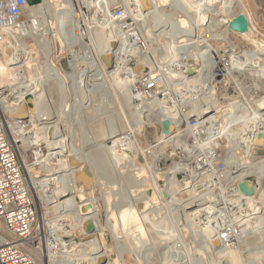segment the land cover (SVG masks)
<instances>
[{"label": "rangeland", "instance_id": "1", "mask_svg": "<svg viewBox=\"0 0 264 264\" xmlns=\"http://www.w3.org/2000/svg\"><path fill=\"white\" fill-rule=\"evenodd\" d=\"M48 1L50 0H44L46 3H48ZM70 1L73 5H75L77 2H83V0ZM87 1L95 2L96 0ZM44 2L41 0L39 5H42ZM197 2V0H170L169 5L167 4L163 6L162 9H160L164 11L162 12V18L165 22V25H143L140 28L137 25L138 29H142L145 33L144 34L142 30L140 31L141 33L139 32L140 36L143 35L142 38L144 37L143 40L146 42L145 48L147 49L141 54V58H147L150 64V69L148 67L145 68L144 71L138 72V77L145 72L151 74H162V79L167 84L163 83L160 86V92L167 94L168 86L180 91L181 89H184V87H190L189 84L183 86H175L174 84L176 82L178 83V79L180 78L179 76H185L184 73L187 72V70L196 71V75L187 77V80L198 79L199 75H201L200 77L203 76L201 79L207 83L209 74L210 78H212L216 77V74L226 70L225 73L227 76L225 75V77L229 78L228 76L231 75L233 79L235 78L236 83L233 84L232 82L228 81L226 83L227 86L221 85L217 87L216 96L222 105H225L231 101V96L233 95L232 90H234L238 96V102L247 101L249 97H255V99L262 98L264 96V75L261 76L260 70L261 68L264 69V59L254 60V58L251 57V54H254V51H257V48L259 47L257 42L264 45V0H201V2H204L201 8V14L203 15V20H205L202 23L200 22L199 25H196V6H194ZM114 3L117 5H114L113 7H124L122 4L123 0H115ZM124 3L127 4L128 1L124 0ZM52 6L55 7V4ZM224 7L227 8L222 10ZM53 9L55 8H49L47 12L42 11L45 15L44 20L46 25L42 36H33L27 39H16L17 37L15 34L12 35V39H10L8 42H10L13 47H15V45L18 46L19 43H22L26 50L31 51V56L37 61L36 63L38 65V69L36 72V80H38L37 83H39V86L43 85L42 87L44 88L45 92V101L46 104L49 105L48 111L52 113V115H55V119L52 120V122H54L48 125L55 126V130L59 131L62 135V138H64L63 141L65 145L68 147L71 146L70 148H72V150L82 149V152L90 153L92 157H90L91 161H94L93 166L96 170L95 173L97 172L96 175L98 177V183L94 184L95 182H93L89 190L84 192V197L86 199L88 198L89 200L87 201L94 205L93 210L95 214H98L97 222L99 229H96V235L93 237L102 242V247L104 248L106 254V259L102 260L101 264H107L108 261L112 264H123V262L124 264H168V261L170 260H175V262H178L179 264H215L218 261L216 253L211 252L210 249H199V243L201 242L199 237L200 234L196 232V229H198L197 226H200L204 217L200 216L197 217V219H193L192 221L185 220L184 213L180 212V209L178 208L179 205H176L178 202L173 200L174 198L172 196H162L161 193L153 191L156 205L151 208H146L143 213H148L149 211L158 208L160 209H158L160 213L155 214L156 216L154 215L155 217L148 221L150 223L147 221L144 222L145 220H142L143 214L139 215L141 216L140 218L142 220H139V223H141L143 230L141 236L139 234L140 232L138 230V226L134 224L127 225L123 230V226L117 219L118 211L123 207L127 208L133 205L135 200H137L138 197L143 193H146L149 197H151L152 191L149 188V178L151 177V174L146 167V160L149 158L144 157L138 152L136 168L139 171H134V169L129 168L128 170L125 169V172H123V170L119 168L120 162L115 163V161L100 148V145H108V141L101 142L100 140L105 133H112L111 135L120 134V137H126V139H128L127 141H130V145H132L130 147L134 148L133 151L137 149L134 146L135 144L137 145L135 142H139V148L145 150L147 146H153L154 141L160 140V131L156 125L149 128H147L145 125H142L143 122H145L143 121V115L137 114L138 111L135 112L136 110H134V107H136V109L141 108L140 101H134L135 99L128 101L125 98L127 97L125 95V89H121V87L119 88L117 85L113 84L111 80L99 75L101 74L99 68L101 59H99L100 62L97 60L96 54L100 53V51L96 50H99V44H101V40L104 37H108L110 35L111 40H113L115 34L113 35L112 30L110 28L107 29L106 35H103V38L101 37L102 39L98 37L100 34L95 35L96 30L91 32L89 43L85 40L82 42L83 44H86L87 48L79 46L75 48L76 57L67 56L65 55L64 51H62V44L64 41L59 35V29L61 28L59 27L60 24L57 22V16L60 12L55 10L54 12L56 13L54 14ZM206 9L208 11H206ZM225 11H227V13ZM93 12L97 14L98 19L102 18L103 14L100 10L93 8L92 13ZM212 13H214L213 15H216L214 21H217L219 17V19L228 22L233 20L236 15L243 14L249 22L248 30L243 33H235V31L227 28V25H212ZM229 13L230 15H228ZM225 17H227V19H225ZM180 19H184L188 24L186 29L188 31L185 33L183 31L180 32L183 29H180L181 27L177 25L178 20ZM183 33L187 34L189 39L195 40L199 38L201 39L200 41L206 42H201L202 44H200L199 47H194V49H191V51L186 50L185 47L182 49L179 47L180 44H175L176 40H174V38L182 35ZM220 33L222 34L220 35ZM244 33L249 34V36L245 35ZM215 36L216 38H214ZM46 40H50L52 43V47L55 51L54 57H56V59L53 58L55 60V68L59 70V73H57L53 67L47 68L46 66V64L51 62L49 58L45 57L47 51L44 52V50L49 49ZM254 40L256 42H254ZM112 45V51H114L117 46V42L114 41ZM8 47L9 49H6V56L10 58V50L12 47ZM72 55H75V53H72ZM84 55H87L90 58L86 59L85 61L79 60V63H83L82 65H87H84L85 67L77 68L78 71L75 73V71L71 69V65L74 63L73 60L75 61V65L79 64L76 60H78L79 57L80 59L83 58ZM248 57L250 58L248 59ZM126 61L127 62L124 63V67L126 69L133 70L138 67L137 58H128ZM224 61L228 62L226 66L227 68L225 67V69L221 70L218 65L220 62ZM112 65H114V68L122 66V64L119 63L117 64V67H115V64H113V57L111 55L108 61V68L106 69L113 70L114 68ZM191 65H195V67H190ZM205 66L207 67L206 70L204 69ZM27 67L28 72H34L35 74V71L32 70V65H28ZM200 70L201 72H199ZM247 71L250 73H244ZM3 73L4 71H2V68H0V75ZM60 73L63 75L72 74L73 81L71 79L62 80ZM234 73L235 77L233 76ZM241 75L242 77H240ZM89 77H91V80L96 81H92L90 83L88 81ZM0 81L2 84H4L5 79L0 76ZM80 81L82 82L81 88L78 86ZM8 88L7 92H9ZM178 93H180L181 96L184 94L183 96L188 97L187 93L185 92H175V94L170 93L169 97L172 94V99L177 97V101L173 99L175 102L174 105L176 106L175 109L180 106V99L178 98L180 95H176ZM207 95L208 94L206 93V95L203 94L195 97L198 98V100L196 99L193 104L198 105L200 103L198 101ZM80 100H87L91 102L90 104L88 102V104L82 106L75 104V102H79ZM184 102H188V100H183L182 103ZM238 105H241V109H243L246 104L238 103ZM148 107L152 108V106ZM191 107L192 104L188 107L181 106V109L185 108L189 110ZM152 109L154 110L155 108L153 107ZM225 109L229 110V107H224L223 110ZM177 110L179 112V109ZM226 113H228V111H226ZM207 114L208 112L205 115ZM27 119L28 118L25 120ZM139 123L143 126V129H146L143 131L144 133H141V135L137 134L136 132L134 134V130ZM36 124H38V122H36ZM7 130L9 131V127ZM13 134L15 136H20L15 133ZM95 137L97 138L95 139L96 141L94 143L93 139ZM241 142L243 141H240L239 145H244V143ZM87 143H90V146L85 147L84 145ZM219 145L223 150H226L225 147L230 146V144L224 140L219 142ZM20 146L21 143L18 142V150ZM41 147H43V145H40L38 149L30 147L31 149L28 148L27 152L24 153L26 164L28 168L31 169V175L35 177L34 180L36 181L42 179L46 173V171L37 164V159L40 158L42 154L40 151H38L41 149ZM249 150L250 148L245 147V145L244 148L242 147L241 149L237 147L235 150L237 154L235 155L243 159H240V161L244 162L247 160L246 155L248 154ZM166 151H168V149ZM174 152L175 150L171 148L170 151H168V154L167 152L165 154L167 157H169L170 154L172 155ZM251 155V158H261L264 160V147L257 149V151H254V153L251 152ZM160 160L162 159L160 158ZM163 160L162 163L164 164ZM169 166L170 162L160 165L159 167H157L156 163V169L159 171V173L163 171L165 172ZM261 167L264 170V161ZM178 175L179 176L177 177L179 180L186 177L185 173ZM159 181L162 185L164 184L161 178ZM247 181H251L257 185L256 179L253 177L247 178ZM257 187L259 190V185H257ZM70 197L71 194L65 195L62 200ZM180 198L185 200L188 197L183 192L181 193ZM164 199L170 200L164 201ZM171 201H176V203H173L174 206L171 205ZM35 204L36 208L39 210V212H37L38 219L41 212L47 211L44 219H42V221L38 220L40 227L42 224L50 225L51 223L53 224V227L60 228V233H58L60 236L65 235L62 236L63 240L65 241L64 243H69L72 246L73 244L78 245L82 242L84 238V229L82 226H76L78 222L75 220H62V222L58 221L59 218L57 215H55V212L53 210H47V208L53 204L46 205V203H43V205H41V201L39 202L36 200ZM207 205L209 206V204ZM166 207L167 209H165ZM94 212L92 214H94ZM111 212H115V214H117L115 215L116 217H114V219L110 218L112 214ZM183 219L184 221H182ZM74 222L75 224H73ZM100 228H102V230ZM263 229L264 227L258 228V232L262 231ZM258 232L250 237L251 240L249 239V242H247L246 250L240 254L238 253L242 256V264H253V261L255 260V255H253V253L257 251L264 252V233ZM206 236H208V233ZM139 237H141V241L138 240ZM168 245L174 246L173 251L172 249L168 250ZM175 247L177 250H174ZM174 251H177V253ZM62 254H64V252ZM118 258L122 260V262H120ZM71 259V264H75V260H78L75 256ZM259 262L260 264H264V257H262ZM259 262L255 264H259ZM82 264L86 263L83 262Z\"/></svg>", "mask_w": 264, "mask_h": 264}, {"label": "bare ground", "instance_id": "2", "mask_svg": "<svg viewBox=\"0 0 264 264\" xmlns=\"http://www.w3.org/2000/svg\"><path fill=\"white\" fill-rule=\"evenodd\" d=\"M114 1L115 0H96L95 2H92V1L89 2L87 0H83L82 4H85L86 6H89L92 9L95 8L96 10H100L103 14L102 18L108 19L111 17L110 9L113 8L114 5H117L116 3H114ZM126 1H128L127 4L124 3V0H123V3L125 4V6H127V9L129 11L130 10L132 11L133 6H136V5H137L138 10L140 11V13L133 16V18L136 19V22H137L136 24L138 25L139 28L143 25H165V22L163 21V18H162V12L164 11L160 9H162V7L167 4L169 5L170 0H126ZM197 1L198 2L195 3L196 5L194 6H196L195 7L196 8L195 16H196V21H197L196 25H199L200 22L202 23L205 20V19L203 20L202 18L203 15L201 14V8L204 2H201V0H197ZM42 2H44V0H42ZM54 4H55V7L52 6ZM49 8H55L53 9V12L55 10L60 12L58 13V16H57L58 17L57 22L60 24L59 27L62 28V27H65V25L68 26V29L70 31L69 35L72 38H74L75 33L74 31L72 32L71 30H74L75 27L77 26L76 25L77 24V18H76L77 13L74 11V5L71 3L70 0H60V1L50 0L48 1V3L44 2L42 5H39V6L37 5L32 6V7L27 6L26 13L27 15H29L33 13L34 11L47 12ZM225 8L227 7H224L222 10H225ZM143 11H146L145 14L142 13ZM206 11L208 10L206 9ZM134 12L135 11H132L131 13H134ZM225 12L227 13V11ZM55 13L56 12H54V14ZM213 14L214 13H212V17H213L211 21L212 25L213 24L220 25V26L227 25V28H228V24L232 20L228 22V21L219 19L218 17L219 20L217 19V21H214V19L216 18V15H213ZM228 15H230V13ZM225 19H227V17H225ZM107 23L109 24L108 20H107ZM70 25H72V27H70ZM177 25L181 27L180 29H183L180 32L183 31L185 33L188 31L186 30L188 24L187 22H185L184 19L178 20ZM108 26L110 27V29L111 28L115 29V25H108ZM106 30L107 28L105 29L104 27V29L96 31L95 35L100 34V36L98 35V37L103 38V35L104 36L106 35ZM141 30L139 29V32ZM114 33L116 37V31ZM184 33L174 38V40H176L175 44H180L179 47H181L182 49L183 47H185L186 50L191 51V49L193 50L194 47H199L200 44L206 42V41L205 42L200 41L201 39L199 38L195 40L189 39L187 34H184ZM221 34L222 33H220V35ZM12 35H14V33H12L11 36L8 37V39L4 42V45L1 48V52H0V63H1L0 68H2V71H4V73L0 76H2V78L5 79L4 84H2L0 81V92L3 91L2 93H4V96L0 97V114L4 116L5 119L7 120V128L9 127V131H10L9 133V131L7 130L8 136L10 137L12 142L16 143L15 145L17 149H18V142L21 143V146L19 147V150H18V152H20L19 154L20 162L22 163L24 174L31 186L32 194L35 197L36 201H39V202L41 201L42 203L41 205H43V203H46V205L53 204L50 207H48L47 210H53L55 212V215H57V217L59 218V220L57 219L58 221L62 222V220L63 221L75 220L76 222H78L76 226L77 225L82 226L84 229L86 221L91 219L94 222L95 224L94 226H96V229H99V225L97 222L98 214H95L93 210L94 205L91 202L87 201L89 200L88 198L86 199L84 197V192L89 190L93 182H95L94 184L98 183V177L96 175L97 172L95 173L96 170L93 166L94 161L93 160H92L93 162L91 161V158H92L91 154L82 152V149L72 150V148H70L71 146L68 147L67 145H65L63 141L64 138H62V135L60 134L59 131L55 130L54 128L55 126L48 125L54 122V121L52 122V120L55 119V115H52V113L48 111L49 105H47L45 101V92H44V88L42 87L43 85L39 86V83H37L38 80H36V76H37L36 72L38 69L37 68L38 65L36 63L37 61L31 56V51L26 50V48L23 46L22 43H19L18 46L15 45V47H13V45H11V43L8 42L10 38L12 37ZM245 35L249 36V34H245ZM142 36L143 35H141V37ZM216 36L214 38H216ZM195 37H198V36H195ZM143 38H142V41H143L142 43L144 44L138 47L136 46V43H133L132 41L131 42L133 44L131 42H130L131 44H129L126 41L125 42L120 41L117 49L112 51L113 49L112 43L114 42V40H111L110 35H109L108 37L106 36L101 40V44H99L100 48L99 50H96V51H100V53L96 54L97 60L99 61V59H101V62L99 61L100 62L99 68H100L101 74L99 75H102L104 76V78L111 80V82H113V84L117 85L119 88L121 87V89L122 88L125 89L126 90L125 95L127 96L125 98L128 101H130L131 99L134 100L137 97H139L138 90L140 88V84H139L138 72L143 71V68L149 67L150 69L149 60L147 58H141V54L147 50L145 48L146 42L143 40ZM46 41H47V46L49 49L44 50V52L47 51V53L45 54L46 55L45 57L51 60V62L49 64H46V66L47 68L53 67L56 70V72L59 73V70L55 68V60L53 58L56 59V57H54L55 51L52 47V43L50 40H46ZM83 41L84 40L80 41L79 44H75L73 46L68 43L63 42L62 51H64L65 55L67 56L76 57L75 48L79 46H83L84 48H87L86 44L82 43ZM254 42L256 41L254 40ZM257 44L259 47L257 48V51H254L255 52L254 54H251V57H253L254 60L264 59V45L259 44L258 42ZM8 46L12 47L10 50L11 51L10 58L6 56V51H7L6 49H9ZM117 51L118 53L115 54ZM72 53H75V55H72ZM111 55L113 57V64H115V67H117V64L119 63H121L122 66L118 68H114L113 70H107L106 68H108V61ZM83 58L80 59L79 57V59L76 60L78 61L77 63H79V60L85 61L86 59H89L90 57H88L87 55L86 56L84 55ZM128 58H137L138 67L133 70L126 69L124 67V63L127 62L126 59ZM249 58L250 57H248V59ZM73 62L75 63L74 60ZM74 63L71 65L72 66L71 69L75 71V73L78 71L77 68L85 67L87 65V64H84L85 65L84 66L82 65L83 63L82 64L79 63L75 65ZM28 65L33 66L32 70L35 71V74L34 72L32 73L28 72V67H27ZM205 67L204 69L206 70L207 67L206 68ZM199 72H201V70ZM248 72L249 71L244 72V73H248ZM260 72H261V76L264 75L263 68H261ZM242 75L240 77H242ZM60 76L62 80L71 79L73 81L72 74L63 75L60 73ZM200 76L201 75H199L200 79L198 78V79H188V80L186 79L187 77L185 76H179L180 80L178 79V83L175 81L176 83L174 84L175 86L177 85L183 86V85L189 84L191 87L195 89V92L197 93L198 91V90L196 91L198 87L197 85H200V86L203 85L200 83V81H202L201 78L203 76L202 77ZM208 77L209 78H207V81L208 83H210V89L206 92L208 95L200 99L198 101L200 102L198 105L193 104L194 101L198 99L195 97L203 95V94L206 95V93H201L200 95L196 94L194 97L191 96V101L184 102L181 104V106L188 107V106H191L192 104V107L189 108V110L184 114L185 118L195 116L197 117V119L200 120V118L203 119L205 117V114L207 112L212 113L211 117L207 118L209 119V121L212 122V126L214 128L211 138L212 137L213 138L224 137L226 142L229 141V143L231 144V142L233 141L232 139L236 138L235 136L241 135L242 133L247 134L248 139H244V140L241 139V141H243L241 143H244L245 147L250 148V150L248 151V154L246 155L247 160L244 162L240 161L241 158L235 155L237 154V152L235 151L236 149H234L233 157L231 158L233 161V165H234V168L232 169L234 170L228 176L227 180H228V183H231V184L244 181L247 183L248 186L250 187L254 186V195L245 196L239 192L237 197L232 196V197H227L226 199L222 198L220 201H224V203H226V201H229L230 203L232 202V204L236 203V205H239L242 208L246 209V211L248 212V216L253 215L251 218L252 222H250V225H252V227L250 228H254V229H252L253 231H251L250 234L254 235L256 234V232L259 231L258 228L264 227V170L261 167L264 160H262L261 158H256V159L251 158L252 156L251 152L254 151V149L255 150L261 149V148L256 147V145L264 147V142L259 138V134L264 133V130H261V129H264V120H263L264 96L262 98L255 99L253 102L249 104H246L247 106L245 105L243 109H241V105L239 106L237 102L234 104L229 103L226 105H222L220 101L218 100V97L216 96V88L211 87V85L214 84L216 77L210 78V74ZM90 78L91 77H89L88 79L90 83L92 81H96V80H91ZM219 84H222V82H219ZM241 84H242V81H241ZM7 88L9 89V92H7ZM184 89H186V87H184ZM173 90L176 91V89L174 88ZM29 98L31 99V102L28 105L27 99ZM171 100L169 98L163 99V100L162 99L155 100L154 102L155 105L152 106V108L153 107L155 108L154 110L151 107L149 108L148 106H146V104H149L148 102L142 103L140 105L141 106L140 109H136V107H134V110H136L135 112L138 111L137 114L143 115V118H144L143 121L145 122H143L142 125H145L147 128L154 126V125H159V123L164 119L169 120L172 124H177L183 121V118L180 116V112H178L177 109H173L172 107H170ZM165 101L166 103H164ZM88 102L89 101L87 100L85 101L80 100L79 102L78 101L75 102V104L82 106V105L88 104ZM172 102L174 101L172 100ZM226 106L229 107L230 113L228 112L226 114H221L220 112H221L222 107H226ZM220 114H221V117L219 116ZM15 117H19V118L27 117L28 119L24 122L25 124H27L26 128H23V129L14 128L12 126L11 121H13V118ZM36 122H38V124H36ZM140 123L138 124V126H136L134 130V134L136 132L137 134L141 135V133L146 130V129H143V126ZM132 130H133V127H132ZM13 133L18 134L20 136H15ZM105 134H103L100 141L101 142L108 141L109 144L107 143L108 145L106 144L100 145V148L103 151H105L108 154V156L115 161V163L120 162V167L119 166L118 167L121 170H123V172H125V169L128 170L129 168L134 169V171L138 170L136 168V161H137V153L139 152L144 157L149 158L148 160H146V167L148 168L151 174V177L149 178V188L152 191L151 197H149L146 193L141 194L138 197V199L135 200V203L133 205L127 208H124V207L121 209L119 208L120 210L118 211V213L116 212L118 215L115 214V212L114 213L111 212L112 213L110 217L111 219H114V217H116L115 215H117V219L123 226V230L125 229L127 225H130V224H134L138 226V230L140 232L139 234L141 236L143 233V230L141 227V223H139V220H141L140 218L141 216L139 215L143 214L142 220H145L144 222L146 221L148 222L156 216L155 214L160 213L158 211L159 208L155 210H151L148 213H143L146 210V208H151V207H154V205H156L153 191H156L157 193L158 192L161 193L162 196L163 195L172 196L174 198L173 200H176L178 202L176 205H179L178 208L180 209V212L184 213L185 220L192 221L193 219H197V217H200V216L204 217L202 219V223L200 224V226H197L198 229H196V232L200 234L199 237H200L201 242L199 243L200 245L199 249L201 248L210 249L211 252L216 253L218 257V261L215 264H242L243 259H242V256L239 255L241 252H238L237 250L236 251L235 250H224L221 246H219V243H217L216 241V225H215L216 217L215 215L217 211L214 210V206L219 205L220 202H218L219 200L215 199V193L213 189L208 187V185H206L209 180V174H205L201 176L200 178L190 177L189 179L183 178L179 180L177 177L178 174H183L189 169L185 162H181V163L177 162L175 164L172 163L171 166H169V168H167L165 172L163 171L159 173V171L156 169L157 161L160 160V158L161 159H164V157L168 158L165 154L166 152L168 154V151H166L168 149L167 148L168 145H166V142L160 141L157 145L147 146L145 150H142L141 148H139L140 147L139 142H135L137 143V145L135 144L134 146L137 149H135L136 151L135 150L133 151L134 148L130 147L132 145H130V141L128 142L127 141L128 139H126V137H120V134L111 135L112 133L104 136ZM160 135H159V138L161 140ZM182 137L183 135L178 134L175 138L177 140L172 141L171 147L173 150L175 149L176 146L181 144ZM96 138L97 137L93 139L94 143L96 141L95 140ZM236 140L237 141L235 143V146L236 145L239 146L240 140L238 138H236ZM210 141L212 142V145L217 143L215 142L216 140L215 141L208 140L202 143L205 145H208ZM40 145H43V147H41V149H39L38 151H40L42 154H41V157L37 159V164L40 165L46 171V173L42 179L36 181L34 180L35 177L31 175V169H29L26 164L24 153L27 152L28 148L31 149L30 147H34V149H38ZM84 146L88 147L90 146V143L89 144L87 143ZM74 163H80L79 165L80 167L79 168L74 167L73 166ZM83 165H86L88 167V171H89L88 174H83L80 172L81 167ZM250 177H253L254 179H256L257 185H259L260 187L259 190H258L257 185H255L251 181H247V178H250ZM160 178L164 182L163 185L159 181ZM198 188L199 189L201 188V189L199 190ZM183 192L188 197L185 200H182L180 198V195ZM69 194H71L70 198L62 200V198H64L65 195H69ZM240 199L244 200V203L239 204ZM168 200L170 199H167V200L164 199V201H168ZM176 201L174 202L171 201L172 204L171 203L170 204L174 206L173 203H176ZM207 204H209V206ZM165 209H167V207ZM37 212H39L38 209H37ZM93 212L94 214H92ZM46 213L47 211L41 212L40 214L41 217L39 216L38 220L42 221ZM182 221H184V219ZM73 224H75V222ZM52 225L53 224L50 223V225L48 226L53 227ZM42 226H46V225L42 224ZM54 228L55 227H53V229ZM55 229L57 230L58 233H60V228L56 227ZM100 229L102 230V228ZM262 232L264 233V229L258 233H262ZM207 233H208V236H206ZM83 235H84V238L82 242L78 245L73 244L74 245V246L72 245L73 247L69 243H64L65 241L63 239H60L59 243H60L62 252H60L56 256L50 253L46 255L45 254L46 251L43 250V253H44L43 263L44 264H58V263L59 264H71L70 262L72 260L71 258L75 256L76 259H78V260H75L76 261L75 264H82L83 262H85L86 264H101V261L106 259V254H105L104 248L102 247V242L99 241L97 238L93 237L94 235H96V233L92 235H88L84 232ZM62 236H65V235H62ZM62 236H60V238ZM250 237L248 238L250 239ZM140 238L141 237H139L138 240H140ZM249 239H247V242H249ZM167 248L168 250L172 249L173 251L174 246L168 245ZM174 250H177L176 247ZM63 252L64 254H62ZM174 252L177 253V251H174ZM253 255H255V260L253 261V264H255V263H258L262 257H264V252L257 251V252H254ZM120 262H122V260H120ZM107 264H112V263L108 261ZM168 264H179V263L175 262V260H170L168 261Z\"/></svg>", "mask_w": 264, "mask_h": 264}, {"label": "built area", "instance_id": "3", "mask_svg": "<svg viewBox=\"0 0 264 264\" xmlns=\"http://www.w3.org/2000/svg\"><path fill=\"white\" fill-rule=\"evenodd\" d=\"M123 6L111 8L110 18L98 19L97 14L92 13V8L77 2L74 5V11L77 13V26L74 30H71L72 32L74 31L76 38H72L69 35L70 31L65 24H63L65 27L59 29V35L64 43L73 46L79 44L82 40H87L89 43V37L92 31H99L104 29V27L105 29H109L110 27L108 25H115V29L111 28L113 35L115 34L114 31H116V37L113 38L117 42L115 49H117L120 41H126L129 44L133 42L138 47L144 43H142V37L140 36L136 19L133 16L140 13V11L137 5L132 8V11H135L134 13H130L124 3ZM26 7L25 0H0V52L4 42L12 33L14 35L16 34L17 39H27L33 36L43 35V30L46 27L44 13L42 11H34L27 15ZM145 12L143 11L142 13L145 14ZM117 53L118 51L115 54ZM227 63V61L220 62L218 66L223 70L227 66ZM112 67L114 68V65ZM190 67H195V65H191ZM225 71L223 70V72L216 74L215 82L211 87L217 89L221 85L227 86L226 81L232 82L233 84L236 83L235 78L233 79L231 75L228 76L229 78L225 77V75L227 76ZM195 72V70L191 72L187 70L184 75L185 77H190L196 75ZM162 76V74H151L148 72L141 74L139 76V97L134 101H140V104L148 102L149 105L146 104V106H154L155 100L170 98L172 95L169 97L170 93L185 92L188 97L183 96L184 94L182 96L180 93L176 94L180 95L178 96L180 106L177 109H179L183 121L172 124L168 120L172 127V134L167 138H162L160 135L161 140L154 141L153 146L157 145L160 141H164L168 145V151H170L172 141L177 140L175 139L176 136L178 134L183 135L181 144L174 149V154L164 160L162 159L164 164L170 162L171 166L172 163L185 162L189 168L184 172L186 179L190 177L200 178L205 174H209V180L206 185L213 189L215 199L220 202L219 205L214 206V210L217 211L215 215L216 241L224 250L243 252L247 248L245 244L247 239H249L248 237L253 235L250 234L253 231L252 229H254L250 228L252 227L250 222H252L251 218L253 215L248 216L246 209L236 205V203L232 204L229 201L224 203V201L220 200L222 198L226 199L227 197L238 196V185L242 181L231 184L228 183L227 178L231 174L232 168H234L231 159L233 157V150L237 147L239 149L244 148L243 144L235 146L236 138L240 141L241 139H248L247 134L242 133L241 135L235 136L236 138L232 139L231 144L228 141L230 146L225 147L226 150H223L219 142L224 137L211 138L214 128L212 122L207 118L211 117L212 113H208L203 119L199 120L195 116L185 118L184 114L188 110L185 108L181 109L183 100H188L189 102L191 101V96L194 97L196 94L206 93L210 89V83L203 80L200 81L203 85L197 87V93L191 86L186 87V89H181V91H174L168 86V93L163 94L160 92V86L165 83ZM219 82H222V84H219ZM78 86L80 88L82 87L81 81L78 83ZM2 92H0V97L4 96ZM232 93L233 95L229 103L234 104L237 102L247 104L255 99V97H249L247 101L238 102V96L235 91L232 90ZM176 98L173 99L177 101ZM172 100L170 107L175 109V102H172ZM223 108L221 109V114H226V111L229 112V110H223ZM25 121L13 120L11 123L14 128L23 129L27 126L24 123ZM162 121L159 125H156L160 134ZM208 140H216L215 142L217 143L214 145H212L211 141L208 145L202 143ZM15 144L8 136L7 120L0 114V264H44L43 250L46 251V255L50 253L56 256L62 252L59 240L63 239V237L60 238L57 230L48 226V224H45L46 226H39L35 199L31 186L24 174L23 166L20 162V155ZM256 147L261 148V146L257 145ZM254 151L257 150L254 149ZM162 160L157 162V167L164 165ZM242 203H244V200L240 199L239 204Z\"/></svg>", "mask_w": 264, "mask_h": 264}, {"label": "water", "instance_id": "4", "mask_svg": "<svg viewBox=\"0 0 264 264\" xmlns=\"http://www.w3.org/2000/svg\"><path fill=\"white\" fill-rule=\"evenodd\" d=\"M27 6H36L40 3V0H25ZM248 20L247 18L243 15V14H238L236 15L233 20L228 24V28L232 31L235 32H246L248 30ZM145 70V68H143V71ZM188 72H191L190 70H188ZM31 99H27V103L28 105L30 104ZM27 117H23V118H19V117H15L13 118L14 121L16 120H25ZM172 134V127L169 123L168 120H163L161 123V137L162 138H167L168 136H170ZM259 138L264 142V133H260L259 134ZM80 163H74L73 166L76 168H79ZM81 173L83 174H88V167L86 165H83L81 167ZM238 190L240 193H242L245 196H253L254 195V188L250 187L247 185L246 182H241L238 185ZM84 232L88 235H92L96 232V228L94 226V222L89 219L88 221H86L85 223V228H84Z\"/></svg>", "mask_w": 264, "mask_h": 264}]
</instances>
